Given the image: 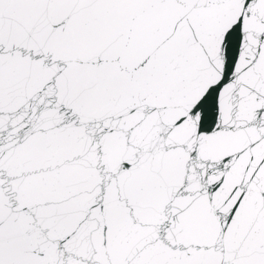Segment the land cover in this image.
<instances>
[{"label": "snow or ice", "instance_id": "snow-or-ice-1", "mask_svg": "<svg viewBox=\"0 0 264 264\" xmlns=\"http://www.w3.org/2000/svg\"><path fill=\"white\" fill-rule=\"evenodd\" d=\"M0 264H264V0H0Z\"/></svg>", "mask_w": 264, "mask_h": 264}]
</instances>
